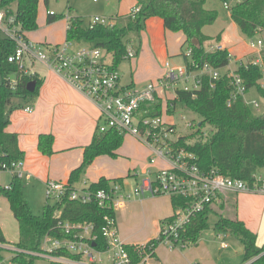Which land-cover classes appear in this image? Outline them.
I'll list each match as a JSON object with an SVG mask.
<instances>
[{
  "label": "trees",
  "instance_id": "obj_1",
  "mask_svg": "<svg viewBox=\"0 0 264 264\" xmlns=\"http://www.w3.org/2000/svg\"><path fill=\"white\" fill-rule=\"evenodd\" d=\"M209 0H137L139 12L134 15L120 17L116 24L96 25L94 28L86 26L79 18L68 20L66 41L84 42L94 48H103L113 55L116 68L123 62L128 53L131 36L141 42L146 23L151 18H161L165 29L172 33H182L185 37L184 57L187 62L191 59L202 66L210 64L217 69H225L231 63L227 50L209 53L206 45L212 40L203 30L213 25L218 19L217 11L206 9ZM229 5L231 17L239 29L248 39L264 34V0H222ZM40 0H0V10H6L8 16L16 15L26 32L38 29V13ZM15 6V9H13ZM50 23H55L57 17L50 16ZM197 41L198 44H194ZM140 47V45H139ZM140 50V48H139ZM191 50L190 56L187 55ZM16 51V44L3 37L0 33V168L2 164L10 165L13 162L25 160V153L19 147L17 134L7 132L11 120L10 114L17 109L33 104L39 96L43 81L35 74L26 75L9 57ZM139 52V51H138ZM237 73L244 80L248 93L256 89L259 98L264 102V87L260 81L264 79V70L259 65L249 63L238 68ZM15 75L18 81L15 90L11 89V76ZM37 82L34 93L27 89L28 85ZM232 94V86L227 77L215 81L214 88L211 80L205 78L202 89L196 97L180 91L178 100L173 102L169 113L173 114L176 108L186 109L199 117L202 121L197 124L196 134L181 137L179 147H184L197 157V164L204 172L216 170L227 177L243 180L253 185V176L264 168V113L255 115L245 99L239 97L231 106L228 101ZM18 100V103L15 101ZM161 106L157 110L161 112ZM206 129V130H205ZM192 137V138H191ZM124 135L110 131L99 133L96 131L89 146L84 149L82 164L72 171L68 182L73 188L82 183L87 169L94 161L102 156L116 159L118 150L124 144ZM55 138L52 135H41L39 151L46 156L54 154ZM124 178L109 180L101 178L99 182L91 184L92 191L109 188L114 183L123 184ZM228 193L221 196L220 204L213 203L198 213L182 231V241L188 245H197L203 232L209 229V217L215 214L218 221L215 225L217 235H232L244 247V264H264V245L259 246L257 235L250 231L245 223L232 216L236 211V201ZM0 196L5 197L11 211L19 224L20 240L17 244H9L0 225V264L5 260L4 251L11 248H20L24 251L37 252L47 235L67 237L65 232L58 228L59 220L71 223H92L99 235L98 249L106 248V239L102 236V227L107 215L114 216L99 208L95 203L81 204L64 198L55 205L47 204L42 215L32 213L24 194L22 179L13 177L10 188L0 185ZM174 209L186 204L184 199H172ZM226 214H228L226 216ZM172 218V217H171ZM166 219L164 222L171 220ZM163 222V223H164ZM148 244L159 246L157 238ZM128 251L134 256V248ZM14 264H35L38 259L28 253H14ZM73 257L67 253H58ZM51 264H58L52 262Z\"/></svg>",
  "mask_w": 264,
  "mask_h": 264
},
{
  "label": "built area",
  "instance_id": "obj_2",
  "mask_svg": "<svg viewBox=\"0 0 264 264\" xmlns=\"http://www.w3.org/2000/svg\"><path fill=\"white\" fill-rule=\"evenodd\" d=\"M225 7L229 10V5L225 4ZM139 10V7L134 8L131 15ZM49 15L56 16L53 12ZM100 24L109 23L106 18H95L90 21L89 26L94 28ZM0 33L16 44L15 53L9 57L10 63L16 64L26 75L34 74L28 68V63L31 67L36 63L45 64L96 106L99 111L97 126L99 133L114 131L131 136L152 149L153 166L159 160L166 164L165 167L143 172L146 178L132 191L126 190L120 183L94 192L90 188L91 184L83 182L71 188L62 182L49 181L46 194L49 200H55V203H49L50 205L69 198L81 204L95 203L99 208L115 213L114 216L105 217V224L101 230L102 236L106 239V248L98 249L99 235L94 224L59 220L58 228L65 232L67 237L47 235L40 251L28 252L20 248H11L14 253H28L58 264H159L158 247L161 244L170 249L187 247L188 244L183 243L181 238L182 231L207 205L220 204L221 196L228 193L264 196V179L257 173L253 176L255 182L251 185L246 181L227 177L216 170L208 173L202 171L197 164L196 155L178 146L181 137L177 136V125L166 120L164 115L170 114L169 110L174 106L173 102L178 100L180 91L196 97L205 78L211 80V87L214 88L215 81L227 77L232 86L229 106L242 97L248 106L260 109L262 105L259 101L248 99V89L237 73L238 69L233 70L230 65L225 69H217L210 64L200 66L191 59L188 62L186 60L184 65L174 66L167 62L164 77L158 83H151L139 90L121 83L120 70L115 67L113 55L106 49L90 45L80 47L77 43L68 41L56 46L38 45L27 39L26 31L17 21L16 15L8 16L6 10H0ZM249 42L260 54L261 59V65L255 62L252 64L259 65L264 70V34L249 39ZM218 51H224L220 43L215 42L208 46L207 52ZM190 54L191 50L187 55ZM229 55L232 59L230 53ZM135 57L136 53L128 50L123 59L131 60ZM246 65L240 64V67ZM10 79L11 89L15 90L18 81L16 78ZM159 104L161 112L157 110ZM177 110L178 108L175 112ZM33 111L34 108L31 106L26 108V112ZM187 127L193 128V124L190 122ZM24 168V160L10 165L2 164L0 173L8 172L13 177L23 179ZM6 188H10V185ZM146 194L184 199L186 204L175 208L171 220L163 223L157 238L158 247L148 243L133 246L134 255L138 257V261H135L134 256L128 251L129 246L119 236L116 213L123 204L143 198ZM217 239L222 242L224 248L228 247L223 241V234H219ZM94 243L96 247L93 246ZM58 253H67L73 257ZM7 264L14 263L10 260Z\"/></svg>",
  "mask_w": 264,
  "mask_h": 264
},
{
  "label": "crops",
  "instance_id": "obj_3",
  "mask_svg": "<svg viewBox=\"0 0 264 264\" xmlns=\"http://www.w3.org/2000/svg\"><path fill=\"white\" fill-rule=\"evenodd\" d=\"M45 1L48 4V0ZM129 1L130 3L132 1L130 11L124 15L118 14L117 19L131 15L132 10L137 7V0ZM94 2L96 3L98 0ZM13 9H15V6H13ZM229 13L231 16V12ZM51 17H57V15ZM50 19V15L48 13V27L44 28L45 34L43 41L33 42L29 37L30 32H26L27 39L42 46H56L64 44L66 40L65 42H61L60 38L59 40L52 38L49 41L48 38L51 37L50 25L54 24L49 22ZM232 23L241 33L239 41L237 43H232L227 39V37H225L223 32L216 38L211 37L212 40L206 45L207 50L210 44H214L215 42L220 43L223 49L227 50L231 54L232 59L230 67L233 70H237L240 67V64L246 65L248 63L255 62L261 65L260 54H258V52L251 47L249 39L243 35L233 19ZM244 38L246 39L244 40ZM184 43V35L182 33L176 34L167 31L164 26V21L161 18L149 19L146 23V28L142 33V47L140 49V53L138 58L133 61V65L135 67L146 71L147 76L145 77H147L149 81H140L142 79L136 78L137 82L135 80H132L131 82V79H129L130 81H128L124 86H133L134 88L141 90L151 84V82L158 83L164 77L165 73L162 66L160 67L157 62L160 61V63L164 62L165 64L172 56H184ZM40 65L42 66L41 69L36 71V64L31 67L32 72L43 81L39 96L33 104H30L25 108L14 110L10 114L11 123L7 128V132L18 135L19 147L25 153L24 176L31 175L32 179L45 184V186H47L46 182L49 181H57L68 184L72 171L78 168L83 162L84 149L91 144L96 133L95 131H97L99 111L88 98L71 87L54 70L50 69L45 64L41 63ZM12 76V79L16 78L15 75ZM251 92L252 90L249 92L248 97ZM253 100L257 99L254 98ZM15 103H18V100H16ZM29 106L34 108V111L31 113L26 112V108ZM41 135L54 136V155L47 157L39 151L38 145ZM119 151L120 149L117 154L118 157H121ZM61 158L68 159V162L65 164L64 170H61V173L56 172L54 177H52L49 172L44 170V167L53 166L55 162ZM124 174L125 173H123V175ZM257 174L262 176L264 179V170L258 171ZM7 177H11V179L8 181ZM7 177L0 173L1 186L7 187L11 184L13 176L11 175ZM101 178L113 180L106 177V175H100L97 178H93L92 182L97 183ZM120 178L124 177H117V179ZM83 183L93 184L84 180ZM165 198L166 197L149 196V194H146L143 198L135 199L123 204V206L117 211L116 218L119 226V236L127 246L133 247L147 244L159 237L163 222L166 219L171 218L175 210L172 203L173 200L170 197L167 198L169 207L163 208V206L166 205L162 204L164 203L163 201ZM231 198L236 201V211L235 213H232V216L243 221L247 228L257 235L258 245L260 247L263 246L264 196L241 193L236 196L232 195ZM4 205V200L2 199V196H0V213H3L2 206ZM150 207L156 209L155 218L148 221L142 229L136 232L131 233V231H126V229L131 226V216H134V213H136L134 210H140L143 215H147L146 208L148 209ZM3 232L9 244L14 245L19 242L20 231L18 241H10L6 232L4 230ZM227 237L228 235H224L223 241L228 245V247L224 248L221 242V248H218L216 251L210 250L204 243H201L203 241L202 237L197 245H188V247L181 248V250H169L170 254L175 256H168L165 259H162L158 255L157 249L159 264H244L242 261L244 257L243 245L238 241L237 243H240L242 246L240 248H234L236 247L235 243L232 248V245H230L229 242H226ZM143 239L144 242H141ZM221 251H224V253ZM191 255L195 258H192Z\"/></svg>",
  "mask_w": 264,
  "mask_h": 264
},
{
  "label": "rangeland",
  "instance_id": "obj_4",
  "mask_svg": "<svg viewBox=\"0 0 264 264\" xmlns=\"http://www.w3.org/2000/svg\"><path fill=\"white\" fill-rule=\"evenodd\" d=\"M131 3L129 0H98V2L96 3L93 0H48V4H47L45 0H41L39 6V14H38L39 27L36 31L30 32L29 37L33 42L43 41V37L45 34L44 28L48 27L47 24L48 13L53 12L55 15H57V21L54 24L50 25L51 37L48 38L49 41L52 38H54L55 40H59L60 38L61 42H65L67 20L69 18L79 17L84 21V24L86 26H89L90 21L95 18H106L109 24H116L119 22L117 21L118 14L124 15L128 13L132 7ZM232 3H230L229 6H231ZM206 8L208 10L217 11L218 19L213 25L205 27L203 33L209 37L216 38L218 35L224 32L225 37H227L228 40H230L232 43H237L239 41V37L241 33L240 31H238L236 27H234L229 13L230 10L226 9L224 2L222 0H209L207 2ZM245 39L246 38H244V40ZM75 43H77L80 47H84L87 45L84 42L81 43L75 42ZM141 47H142V38H141V42L139 43V41H136L134 36H131V42L129 43L128 48L130 51L136 53V57L134 58L135 60L138 58V55L140 53L139 48L141 49ZM134 59L123 60V62L119 66L120 73L122 75L121 83L123 85H126V83L130 81L129 79H131V82L132 80H135L137 82V79H142L140 81H145V82L149 81L148 78L145 77L147 76L146 71H144L143 69H139L138 67H135L133 65ZM168 62H170L172 65H184L186 63V58L184 56H172L169 58ZM40 64L41 63H36L35 71L41 69L42 66ZM157 64H159L160 67L162 66V69L165 73L166 63L165 64L164 62L160 63L159 61L157 62ZM28 68L31 69L29 63H28ZM1 83H2V77L0 76V84ZM151 83L156 84L157 82H151ZM260 83L263 86L264 79L261 80ZM254 98H256L262 105L260 109L252 108L253 113L258 116L264 113V102L263 100H261V98L258 97L256 89H253L250 96L248 97V99L250 100H253ZM164 115L166 120L175 122L178 130L177 136L180 137H189L192 134H196L197 124H199L202 121V118L199 117L198 115L182 108H178V110L171 115L170 114L168 115L166 113H164ZM184 117L185 119H183ZM190 122L193 124V128L187 127V124ZM124 138H125L124 144L119 151L121 157H118L116 159H112L109 157H99L87 169L83 178L84 181L88 183H93L92 179L97 178L100 175H106V177L111 178L113 180L117 179V177H124L123 185L125 186V189L128 191L129 190L132 191L134 190V188L137 187L138 184L141 183L143 179L146 178L143 172L159 169L166 166L165 162L162 160H159L156 163V165L153 166L151 163V157H153L154 155L150 147H148L147 145H143L142 143H140L139 141L128 135H125ZM53 151L55 153L54 148ZM67 162L68 159L61 158L58 161H56L53 166L44 167V170L46 172H49V174H51V176L54 177V174L56 172L61 173V170L62 171L64 170L65 164ZM261 170L264 169H260L259 171ZM123 173L125 174L123 175ZM2 174L5 175L6 177L12 175L11 173L8 172H3ZM7 178L8 181L11 179V177H7ZM22 182L24 185L25 197L34 215L36 216L42 215L43 210L47 204L55 203L54 199L52 200L48 199L46 194L45 184L32 179L31 175H25L22 179ZM149 196H153V195L149 194ZM156 197H166L163 201L164 203H162L166 205L164 206L161 205V206H163V208L169 207L168 206L169 203L167 199L168 196L161 195ZM2 199L4 200L5 205L2 206L3 213H0L1 225L3 227V230L6 232L8 239H10V241H18L19 239L18 222L11 211L8 201L4 197H2ZM139 211L140 210H134V212L136 213H134V216H131V226H129L126 229V231H131V233L136 232L142 229L146 225V223H148V221H151L155 218L156 209L153 207H150L148 209L146 208L147 215H143L141 211L140 212ZM227 215L228 214H226V216ZM217 221H218L217 216L215 214H211L209 217V229L203 232L201 236L203 240L201 243H204L210 250H214V251L218 250V248L219 249L221 248L220 247L221 241L217 239V234L215 232V225ZM141 242H144V239L141 240ZM226 242H229L230 245H232V248H233V244L235 243H236L235 245L236 247L234 248H240L242 246L240 243H237L238 242L237 238L232 235H228ZM175 249L181 250L180 247L170 249L168 246L161 244L158 247V255L162 259L163 258L165 259L168 256H175L170 254V251L171 250L174 251ZM221 252L224 253V251ZM14 255L15 254H13V252L4 251L5 260L2 264H7L8 261L12 260ZM191 257L195 258L192 255ZM242 261L244 263V257ZM35 264H51V261L44 258H38L35 261Z\"/></svg>",
  "mask_w": 264,
  "mask_h": 264
},
{
  "label": "water",
  "instance_id": "obj_5",
  "mask_svg": "<svg viewBox=\"0 0 264 264\" xmlns=\"http://www.w3.org/2000/svg\"><path fill=\"white\" fill-rule=\"evenodd\" d=\"M194 44L197 45L198 42L195 41ZM36 88H37V82H36V81L31 82V83L28 85V87H27V89H28V91H29L30 93H34V92L36 91ZM93 246L96 247V244L94 243Z\"/></svg>",
  "mask_w": 264,
  "mask_h": 264
}]
</instances>
